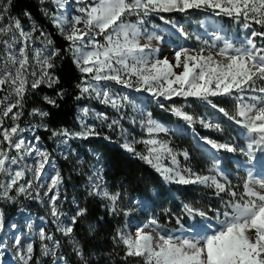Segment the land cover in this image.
Segmentation results:
<instances>
[{
	"label": "snow or ice",
	"instance_id": "snow-or-ice-1",
	"mask_svg": "<svg viewBox=\"0 0 264 264\" xmlns=\"http://www.w3.org/2000/svg\"><path fill=\"white\" fill-rule=\"evenodd\" d=\"M44 3L45 0H40ZM58 8H64V0H50ZM81 6L77 14L57 17L47 8L43 14L50 17L61 36L69 42L68 51L81 79L76 84L79 90L77 100L82 97L94 98L105 105L121 111L126 105V96L113 91L109 82L122 88L150 93L158 102L161 98H195L217 109L228 120L238 125L247 139L246 146L234 142H219L209 137H199L214 152L240 153L247 157L249 171L239 185L232 184L226 173L219 169L218 158L214 157L213 174L201 175L190 167H182L178 160L189 159L187 151L177 152L170 142L159 138V134L169 129L155 120L150 113L143 114L139 123L147 133V138L136 139L123 129L120 120L104 113L96 117L107 127H121L122 147L133 156L152 166L164 182L180 185L200 184L214 188L221 198L222 207L210 210L183 204V212L175 217L179 229L169 230L156 219L137 225L129 230L127 225L118 229L113 240L123 245L125 259L139 258L142 264H264V170H252L257 164L264 169V162L257 153H264V0H74ZM14 0H0V200L15 204L19 197H32L33 183L45 189L48 197L49 215L57 224L56 231L72 239L73 248L84 264L85 254L74 237V228L80 217L87 214V208L77 206L74 215L61 226L63 215L59 205L60 187L63 176L53 169L47 176L46 166H51V154L44 149L41 137L36 134L26 140L22 133L21 117L24 115L27 98L41 85L49 88L59 84L54 73L55 58L62 55L60 48L54 47L50 35L38 29L35 23L26 30L21 19L13 16ZM190 9L209 11L214 16H224L238 22L250 30L246 39L237 46L224 35L214 31L212 42L203 41L202 47L176 48L171 58L161 57L157 43L164 40L153 28L148 31L149 17L157 15L165 24L173 25L180 35L187 37L182 26L174 24L161 13H186ZM25 17L34 18L25 11ZM258 25L260 30L253 28ZM43 47H35L40 37ZM200 38L197 37V40ZM52 70V71H50ZM61 90L56 96L63 97ZM228 97L233 101V110L212 102L210 98ZM44 101L58 106L54 97L44 96ZM159 107L165 108L163 103ZM182 119L195 131L201 127L222 130L220 124L207 118L196 117L182 106L172 105L166 109ZM81 112L87 116L88 108ZM31 116H39L43 127L52 136L83 138L100 136L96 124H90L81 117L80 130L70 132L48 128L43 118L49 113L33 108ZM137 121L133 119V123ZM110 139V137H104ZM137 144L144 145L138 151ZM31 163H26L28 158ZM64 158H67L65 154ZM168 161L165 164L164 161ZM100 178L92 183L88 195L106 199L110 203L111 214L128 217L131 210L118 207L120 193L110 192L101 185ZM227 199H224V196ZM38 196L39 193H36ZM155 195V194H153ZM145 198V202L152 200ZM209 211L211 215H209ZM193 221L199 217L205 223H193L190 230H184V217ZM16 225H11L16 229ZM6 230L4 213L0 210V233ZM42 254L54 255L60 241L47 234L41 227L38 231ZM51 242V247L49 243ZM16 254L21 264H39L33 259L35 241L25 243L20 235L13 240ZM7 247L0 239V249Z\"/></svg>",
	"mask_w": 264,
	"mask_h": 264
},
{
	"label": "rangeland",
	"instance_id": "rangeland-1",
	"mask_svg": "<svg viewBox=\"0 0 264 264\" xmlns=\"http://www.w3.org/2000/svg\"><path fill=\"white\" fill-rule=\"evenodd\" d=\"M42 8V11L47 8L49 11L53 12L55 16H70L77 14L76 10L81 6L79 3L74 2V0H64L65 7L59 8L56 13L55 9L51 8V4L48 0H45L44 3H41L40 0H35ZM190 14L185 15V19L178 17L177 15H172L174 13H161L166 19L172 20L174 24L182 26L185 32L188 33L187 37H184L179 34L173 25L165 24L159 19V17L153 14L149 17L146 27L148 31H152L153 28L158 30V34L164 36L162 42H155L158 44L160 49L159 55L161 57L171 58L173 51L180 46H188L190 48L202 47L203 41L208 40L209 43L212 42V37L214 31L219 29V32H215L217 35H224L226 38L230 39L233 43L239 46L248 36L250 30L242 27L241 24L224 16H214L209 11L199 10V9H190ZM14 16V15H13ZM17 17V16H15ZM45 19L56 26L50 17L45 16ZM20 18V17H19ZM21 19V18H20ZM23 27L28 30L31 24L34 23L33 20L28 18L21 19ZM253 28L260 30L258 25H253ZM61 36V34L59 33ZM34 36H37L34 33ZM62 37V36H61ZM197 37L200 39L197 40ZM51 38V37H50ZM63 38V37H62ZM64 39V38H63ZM44 38L40 37L36 41L35 47H43ZM54 46V45H53ZM56 65V64H55ZM56 69V67H55ZM54 69V73H55ZM52 71V70H50ZM110 87L114 92L119 93L122 96L127 97L125 101V107L121 111L117 112L116 109L112 108L110 105H105L99 100L94 98L82 97L77 100L76 98V107H77V118L75 126L72 132L80 130L81 117L90 124H96L97 131L101 129L108 128L107 123H110L111 120L117 119L120 120V124L123 129H127V133L136 139L147 138V133L144 128L141 127L139 120L143 114L150 113L152 117L163 123L161 120L154 117L152 110L159 106V103H163L165 108H161L163 114L169 117L172 120L169 124L163 123L169 131L167 133L159 134V138L167 140L172 143H175V139L172 135L184 136L191 140L193 146V158L196 162H203L205 170L201 173L198 172L193 163H189L191 156L187 161L184 160L183 156H179L178 160L182 167H190L194 172L201 175H209L214 173L213 164L214 157L218 158L219 169L223 170L228 179L231 180L232 184L239 185L249 171V162L246 156L240 153H227L223 150L219 152H214L199 139V137H209L213 140L219 142H234L236 145L244 147L246 146L247 139L244 136L241 128L236 125L233 121L228 120L223 116L217 109H213L209 104L202 100L195 98H183V97H173L172 100L160 99L158 102L155 98L152 97L150 93L144 91H135L133 89L122 88L119 85H116L114 82H109ZM40 87H47L46 85H41ZM49 88V87H48ZM34 97L32 94L29 98ZM213 103L218 104L220 107H224L226 110L231 112L233 110V101L228 97H214L210 98ZM44 100V99H43ZM46 102V101H45ZM172 105L182 106L186 111L191 114H194L196 117L207 118L209 121L220 124L222 130L217 131L212 128L201 127L198 123L194 126L195 131L192 127L187 125L182 119H179L172 115L166 109ZM43 109V107H39ZM82 108H88L90 110L87 116H84L81 112ZM25 112V111H24ZM96 113H104L109 117L107 123H103L96 117ZM133 119L137 122L133 123ZM21 127L24 129L22 133L23 137L26 140H31L34 135L40 132H45V128L38 127L34 128L35 125L41 124V118L39 116H32L30 120L26 117L25 113L20 120ZM43 123H46V117L43 118ZM47 124V123H46ZM121 131V127H117ZM110 129V128H108ZM40 136V135H39ZM41 137V136H40ZM42 140V138H41ZM87 139L83 138H68L65 141L64 137L61 136H50L48 138V144L42 140V147L47 149L51 154V166H46L44 180L45 184L48 183L47 176L52 174V170L56 169L59 171L58 160L69 161L70 164H75V170L69 172L71 174L68 176L69 179L63 178V183L60 187V196L59 205L62 209L63 215L60 218L58 223L63 226L71 218L77 206H79L78 194L88 195L89 189L92 186V183L97 180V177L100 178L101 185H106L107 189L110 192H118L119 190H112L111 184L106 181L103 176V160L99 155L98 151L95 150L90 144H88ZM54 154L51 152V148ZM188 144L185 141H182V144L178 149H175L177 152H182V149H186ZM136 148L138 151H144L143 144H137ZM67 155L65 159L64 156ZM84 154H87L90 160L87 162L84 161ZM257 158L261 162H264V153H257ZM26 163H31V158L29 157ZM165 164L169 162L164 161ZM68 166V167H69ZM261 168V164H257ZM66 166V170L68 169ZM213 169V173H210L209 170ZM255 171V168L252 169ZM70 171V170H69ZM159 174V173H158ZM160 175V174H159ZM73 178H80L82 180L81 185H76ZM39 181L33 183L32 186V197H19L18 202L15 204L8 203L4 200H0V210L4 213V220L6 230L3 233H0V239L4 241V244L7 247L0 249V264H21L17 258L16 246L13 243L14 236L20 235L22 240L27 243L29 241H35V252H34V261L38 260L39 264H70L66 259L65 255L61 253L69 251L76 254L73 248L72 239L70 237L63 236L60 232L56 231L57 224L53 223V218L49 215V208L47 204L48 197L44 196L45 189L39 186ZM169 183V182H167ZM174 185L179 189L178 195L173 197V200L182 201V204H190L194 207L202 208L205 210L214 209L217 207H222L221 198L215 194V189L212 187L195 184V185H180L176 183H169ZM68 185L71 186L75 192L72 195H69ZM36 193H39L37 196ZM119 193V192H118ZM154 201L158 204L160 211H165V205H170L165 199L159 197V193L153 192ZM224 196V194H221ZM90 196V195H89ZM168 196H171L168 194ZM192 197V198H190ZM101 200L100 197H97ZM186 198V199H185ZM227 196H224V199H227ZM127 202L121 203L118 201V207L124 209L125 211L131 210V214L125 218V222L121 226L117 227L118 229L124 228L127 225L129 230L134 229L137 225L146 223L150 219L158 218L156 212L152 213L153 205L150 201L145 199H139L136 197H128ZM108 202V207L110 203ZM163 214V213H162ZM209 215L211 212L209 211ZM134 217L131 219V217ZM157 220V219H156ZM158 221V220H157ZM193 223H205L199 217L193 221L191 218L184 217V230H190L189 225ZM15 224L16 229H12L11 225ZM43 227L47 234L54 235L55 239L59 240V246L54 249V255L45 256L42 254L41 241L38 236L39 229ZM89 230H95V224H87ZM180 225L177 228L172 230L179 229ZM116 230V232H117ZM75 237V236H74ZM76 240V239H75ZM49 246L51 247V242ZM117 243V242H116ZM120 247L123 245L117 243ZM79 247L82 250V246L78 243ZM124 248V247H123ZM78 258L79 255L76 254ZM81 259V258H80ZM88 262V260L85 258ZM136 264H142V262L137 258Z\"/></svg>",
	"mask_w": 264,
	"mask_h": 264
},
{
	"label": "trees",
	"instance_id": "trees-1",
	"mask_svg": "<svg viewBox=\"0 0 264 264\" xmlns=\"http://www.w3.org/2000/svg\"><path fill=\"white\" fill-rule=\"evenodd\" d=\"M51 8L55 9L56 13L59 8L55 3H51ZM25 11L31 13L34 18L33 21L38 29L48 33L51 39L54 41V47L62 50V55L55 58V75L59 77V84L52 88L39 87L32 95L34 97L27 98L25 106V115L29 119L31 115L29 113L33 108H39L42 106L47 107L49 111V117L46 119L48 127L52 130L59 131L60 129H67L72 132L77 116L76 97L79 95V90L76 88V84L81 79V73L77 70L73 63L72 55L68 51L69 42L63 39L59 35V31L56 26L48 22L43 14L41 6L35 0H14L12 6V14L25 20ZM190 14V11L186 13H174L178 17L185 19V15ZM37 36H40V32H36ZM63 91L65 95L61 98L56 96L58 91ZM44 96H50L56 98L57 105H50L43 100ZM154 117L161 120L163 123L169 124L172 120L163 114L162 109L157 106L152 110ZM100 136L88 137V144H90L95 150L98 151L101 156L103 164V178L111 184L112 190H119L121 203L127 202L128 197H136L139 199H145L148 196L153 197V192L159 193V197L165 199L170 205H165V211L161 212L159 206L154 201L149 200L153 205L152 213H158L156 218L158 222L169 230L177 228L175 217L181 215L183 212L182 201L173 200V197L178 195L179 189L176 186L164 182L161 176L155 171V169L140 160L139 158L128 153L123 147V138L121 131L116 127L114 129H101L98 130ZM40 136L44 142L48 144V137L52 136L51 131L41 132ZM175 139V143H172L174 149H178L185 141L188 144L186 149H182V152L187 151L191 160L189 163H193L198 172H203L205 166L203 162H196L193 158V146L191 140L184 136L172 135ZM104 137H110L105 139ZM51 148V147H50ZM51 152L54 154L51 148ZM84 161L90 160L87 154H84ZM69 161L58 160L59 171L63 178L72 177L69 172L75 170V164H70ZM68 167L66 170L65 167ZM70 170V171H69ZM76 185H81L82 180L80 178H73ZM69 195H72L75 190L68 185ZM170 194L171 196H168ZM192 198V197H190ZM186 199V198H185ZM79 207L87 208V214L80 217L74 228V236L78 243L82 246V251L85 254V258L88 260L87 264H136L137 258L128 257L125 259V250L120 247L113 237L116 235L118 226L122 227L125 222L123 215L117 213L113 215L109 211L107 200H101L97 197L78 194ZM163 213V214H162ZM134 217L132 216L131 219ZM87 224H95L96 229L89 230ZM66 259L70 264H84V262L76 256L73 252H63Z\"/></svg>",
	"mask_w": 264,
	"mask_h": 264
},
{
	"label": "built area",
	"instance_id": "built-area-1",
	"mask_svg": "<svg viewBox=\"0 0 264 264\" xmlns=\"http://www.w3.org/2000/svg\"><path fill=\"white\" fill-rule=\"evenodd\" d=\"M55 99H56V98H55ZM42 107H43V110H44V111H47V112L49 113L47 107H45V106H42ZM31 117H32V116H31ZM31 117H30V118H31ZM48 117H49V115L46 117V119H47ZM30 118H29L28 120H30ZM46 123H47V122H46ZM47 126H48V124H47ZM48 128H49V127H48ZM46 131H47V130H46ZM40 133H41V132H40ZM40 133H39V135H40ZM49 137H50V136H49ZM49 137H48V138H49ZM45 143H46V142H45ZM48 143H49V142H48Z\"/></svg>",
	"mask_w": 264,
	"mask_h": 264
},
{
	"label": "bare ground",
	"instance_id": "bare-ground-1",
	"mask_svg": "<svg viewBox=\"0 0 264 264\" xmlns=\"http://www.w3.org/2000/svg\"><path fill=\"white\" fill-rule=\"evenodd\" d=\"M260 169H261V171L264 170V169H262V168H260Z\"/></svg>",
	"mask_w": 264,
	"mask_h": 264
}]
</instances>
